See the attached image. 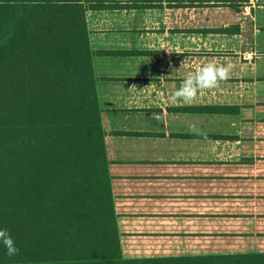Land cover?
<instances>
[{
    "label": "trees",
    "instance_id": "obj_1",
    "mask_svg": "<svg viewBox=\"0 0 264 264\" xmlns=\"http://www.w3.org/2000/svg\"><path fill=\"white\" fill-rule=\"evenodd\" d=\"M94 55L81 0H0V228L20 250L8 257L0 245V264H264L262 227L127 230L175 225L176 213L136 188L142 167L113 160L118 133L98 104ZM125 180L131 194H120ZM232 205L228 215L253 217Z\"/></svg>",
    "mask_w": 264,
    "mask_h": 264
},
{
    "label": "crops",
    "instance_id": "obj_2",
    "mask_svg": "<svg viewBox=\"0 0 264 264\" xmlns=\"http://www.w3.org/2000/svg\"><path fill=\"white\" fill-rule=\"evenodd\" d=\"M81 3L98 104L108 129L118 133L113 160L142 167L135 187L176 213L175 225L161 227L158 219V226L127 230L237 233L253 225L261 231L264 0ZM207 63L230 65V73L190 102L171 101L186 73ZM128 182L120 194H131ZM232 204H244L253 217L228 215L238 212ZM210 207L227 216L192 214Z\"/></svg>",
    "mask_w": 264,
    "mask_h": 264
},
{
    "label": "clouds",
    "instance_id": "obj_3",
    "mask_svg": "<svg viewBox=\"0 0 264 264\" xmlns=\"http://www.w3.org/2000/svg\"><path fill=\"white\" fill-rule=\"evenodd\" d=\"M230 69V65L207 63L194 71L186 73L180 86L171 93V101L190 102L197 96L199 90L214 87L218 80L225 79L229 75ZM0 245L4 247L5 254L8 257L19 254V248L5 228H0Z\"/></svg>",
    "mask_w": 264,
    "mask_h": 264
},
{
    "label": "built area",
    "instance_id": "obj_4",
    "mask_svg": "<svg viewBox=\"0 0 264 264\" xmlns=\"http://www.w3.org/2000/svg\"><path fill=\"white\" fill-rule=\"evenodd\" d=\"M246 56H247V58H249V59L252 57V55H251V56H250V55H246Z\"/></svg>",
    "mask_w": 264,
    "mask_h": 264
},
{
    "label": "rangeland",
    "instance_id": "obj_5",
    "mask_svg": "<svg viewBox=\"0 0 264 264\" xmlns=\"http://www.w3.org/2000/svg\"><path fill=\"white\" fill-rule=\"evenodd\" d=\"M264 224V222L262 223V225ZM262 228H264V225L262 226Z\"/></svg>",
    "mask_w": 264,
    "mask_h": 264
}]
</instances>
